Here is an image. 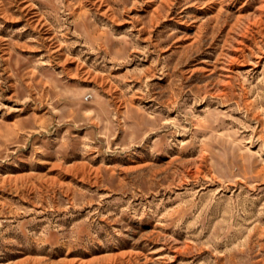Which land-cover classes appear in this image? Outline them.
<instances>
[{
  "label": "rangeland",
  "instance_id": "rangeland-1",
  "mask_svg": "<svg viewBox=\"0 0 264 264\" xmlns=\"http://www.w3.org/2000/svg\"><path fill=\"white\" fill-rule=\"evenodd\" d=\"M0 264H264V0H0Z\"/></svg>",
  "mask_w": 264,
  "mask_h": 264
}]
</instances>
